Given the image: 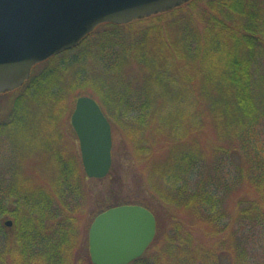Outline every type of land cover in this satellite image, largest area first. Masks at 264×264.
Segmentation results:
<instances>
[{
	"label": "trees",
	"instance_id": "obj_1",
	"mask_svg": "<svg viewBox=\"0 0 264 264\" xmlns=\"http://www.w3.org/2000/svg\"><path fill=\"white\" fill-rule=\"evenodd\" d=\"M200 3L201 0H191L170 12L134 23L162 21L169 15L180 17L177 15L181 10L195 8ZM208 4L203 7L202 22L196 23L203 25V34L195 31L183 45L179 40L184 53L180 48L168 55L167 76L151 62L148 69L160 84L154 80L139 96L119 98L123 110L114 118L122 129L129 154L123 172L125 178L131 174L135 183L136 180L141 185L148 183L147 194L156 196L170 210L188 213L206 224L211 232L209 238L219 240L232 232L228 244L239 257L237 264H259L249 257L251 253L246 255L245 246L253 250L254 244H261L260 241L264 244V0H209ZM110 27L119 28L102 24L76 48L39 64L45 68L35 72L22 88L2 95L14 99L8 121L0 122V132L18 126L21 133L28 134L31 128H40L35 124L24 128L30 126L28 100L34 102L36 111L44 116L41 125L47 145L41 148H51L57 169L51 173L50 190L15 182L0 187V264H68L67 253L74 244L76 224L81 216L78 210L90 197L91 189L81 185L83 177L86 181L89 178L82 174L83 168L78 169L76 160L52 147L57 136L49 134L55 132L58 121H63V96L67 88L56 85V68L50 65L77 49L100 28ZM213 50L218 53L215 58L211 57ZM65 58L60 60L61 64ZM81 59V53L73 55L69 64ZM159 60L160 57L158 63ZM82 85L80 81L70 86L75 90ZM97 101L103 108V101ZM159 101L162 103L157 104ZM111 124L114 128L115 123ZM70 128L75 135L71 125ZM209 128L217 135L212 148ZM153 152L164 160L150 165ZM114 170L113 166L108 178L113 177ZM145 176L148 182L143 183ZM112 183L120 186L122 179L116 175ZM239 185L241 197L228 209L226 199ZM116 195L113 188L104 196L103 207L96 216L116 206L140 205L159 219L157 211L143 198L129 195L114 199ZM176 211L167 214L174 222L178 218ZM165 213L166 210L159 212ZM4 219H13L14 229L9 230ZM12 230L15 234L8 233ZM234 230L239 231L240 239ZM184 235L181 226L175 225L172 236L166 237L170 238L169 249H160L152 258L142 256L132 264H196L198 258L189 259L193 251L179 250L192 237L190 232ZM244 253L246 257L241 259ZM76 261L93 264L89 253L86 259ZM206 261L217 264L209 254Z\"/></svg>",
	"mask_w": 264,
	"mask_h": 264
},
{
	"label": "rangeland",
	"instance_id": "obj_2",
	"mask_svg": "<svg viewBox=\"0 0 264 264\" xmlns=\"http://www.w3.org/2000/svg\"><path fill=\"white\" fill-rule=\"evenodd\" d=\"M208 1L201 0V3L197 4L195 8L181 10L177 15L180 17L176 18L173 17L174 15H169L162 21L152 20L139 23H134L136 22L134 21L131 22L134 23L132 25L129 23L118 26L119 28H100L93 37L87 39L77 49L60 56L57 58L58 60L56 59L50 65L51 68H56V85L63 86V89L67 88V92L63 96V121H58V118L56 120V122L58 121V125L55 127V132L49 134L51 137L53 135L57 136L56 142L52 146L53 148L65 151V155L76 160L79 170L83 168L79 141L76 135H73V131L70 128L71 113L79 96L89 95L96 97L100 102L103 101L104 111L108 115V118L110 117V120L112 119V122L115 123L113 128V162L115 164L113 166L116 170L113 172V177L110 176L108 178V176L104 180L88 179L86 181L85 177H83V184L81 185L86 190L87 188L91 189L89 191L91 195L90 197L88 195V199L80 204L78 212L81 213V216L76 224L75 238L72 241L74 244L67 253L69 257L68 264H80L81 262L76 260L80 258L86 259L89 253L88 225L92 218H95V213L102 209L104 196L113 188L117 194L114 199L120 198L119 196L122 198L129 195L133 197L139 196L143 200L148 201L150 206L157 211L159 216L157 220V234L155 240L143 255L146 258H152L160 249H169L171 246L170 238L166 237L172 236L175 225H180L181 229L184 230V234L188 235L190 232L192 237H189V243L187 242L191 246L182 245L179 247V250L190 249L193 251L194 254L189 259L196 260L198 258L196 264H207L206 258L208 254L216 259L217 264H237L240 261L239 257L234 255L235 253L228 244V242H231L229 234L232 232L222 235L219 240L213 237L209 238L208 235L211 232L209 229H206V224L193 218L188 213L176 211L177 209H174V211H176L178 218L176 219L177 222H174V219L167 215L174 213V211L167 208L168 205L160 202V199L156 196L147 194L148 183L141 185L138 180L135 183L131 174L125 178L126 173L123 172V169L127 167V163L129 162L128 145L123 137L122 129L114 118V116L118 118L117 113H122L121 110L123 108L121 107V103H119V98L124 97L122 95L130 97H133L132 95L139 96L141 92L147 90L150 82L154 80L158 82V77L153 76L152 70L148 69L151 62H153L154 66L157 64L155 67H158L163 72V76H167L168 55H171L173 52L175 54V50L180 51V48L182 53H184L183 50L185 48L183 46L182 49L179 40H182L183 45V41L188 40L190 36H194V33L197 31L203 34V25H196V23L202 20L203 7L208 4ZM196 38L200 40L197 34ZM194 39L195 37L191 40ZM215 50L212 52V58L218 56ZM80 53L82 54V59L76 64H69V57ZM63 57H66L64 59L65 63L61 64L60 60ZM158 57H160L159 63ZM44 68L45 66L43 65L36 67L35 70L32 69L30 79L35 75V72H41ZM76 80L82 81L83 85L82 88L73 90L70 85L74 82H80ZM159 84H157V88L161 89L162 86H158ZM2 95H0V122H6L8 121V113L11 110L14 96L8 97ZM28 101L27 111L31 113V117L28 120L30 126L26 125L24 128H31L34 126L33 124L40 128H31L28 134L21 133L18 126L8 127L5 132H0V187H7L15 182L22 186L29 185L34 189L43 188L50 190L52 188L50 184L52 182L51 173L57 169V161L51 148H41L47 145L43 138L44 130H42L43 126L41 125L44 116L39 114L41 111H36V104L34 102ZM139 101L141 102L142 100H137V102ZM161 103V101L157 102V104ZM37 113L39 115H36ZM207 133L209 135L208 138L212 141V145L210 146L212 148L217 143V135L211 128L207 129ZM46 138L49 139V137ZM163 156L162 154L161 157ZM151 157L150 165L164 160L155 154V152L152 153ZM82 174H85L84 169L82 170ZM116 175L117 178L120 177L122 179V185L120 186L112 183ZM147 178L145 176L143 183L148 182ZM124 182L125 184H123ZM136 186L139 187L136 188ZM238 187L226 199L225 206L228 209L234 207L237 200L241 197L238 192V190H241V186L239 185ZM165 210L166 213L164 215L159 214V212L164 213ZM8 220L13 221V219H4L3 223ZM160 224L161 232H158ZM8 228L9 230L14 229V223L12 227ZM8 233L15 234V230ZM233 233L237 234L239 231L234 230ZM239 236L237 234L238 239H240ZM260 243L254 244L253 250L247 248L249 245L245 246L246 255L251 253L249 255L251 259L256 260L259 264H264V244L261 241ZM202 249L205 251H201ZM195 251H199V253L195 255ZM216 251L218 252L216 253ZM246 255L244 253L240 258L244 259ZM185 259L188 261V258L185 257Z\"/></svg>",
	"mask_w": 264,
	"mask_h": 264
},
{
	"label": "water",
	"instance_id": "obj_3",
	"mask_svg": "<svg viewBox=\"0 0 264 264\" xmlns=\"http://www.w3.org/2000/svg\"><path fill=\"white\" fill-rule=\"evenodd\" d=\"M191 0H0V94L21 88L34 66L75 48L104 23L125 25L170 12ZM90 179L110 173L111 124L97 101L79 97L71 116ZM12 227L13 222H5ZM155 215L139 205L113 207L89 230L93 264H130L155 240Z\"/></svg>",
	"mask_w": 264,
	"mask_h": 264
}]
</instances>
